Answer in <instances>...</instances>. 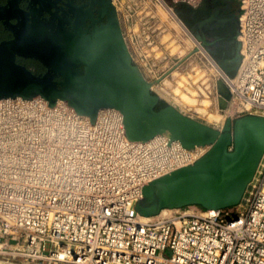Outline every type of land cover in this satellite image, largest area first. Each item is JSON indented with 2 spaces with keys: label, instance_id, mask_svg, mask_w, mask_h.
<instances>
[{
  "label": "built area",
  "instance_id": "obj_1",
  "mask_svg": "<svg viewBox=\"0 0 264 264\" xmlns=\"http://www.w3.org/2000/svg\"><path fill=\"white\" fill-rule=\"evenodd\" d=\"M170 1L195 7L202 0ZM239 1V63L233 75L222 69L231 90L233 111L228 116L264 115V0ZM70 111L75 119L80 115L73 107ZM13 118L6 119L8 124ZM119 129L0 130V259L34 264H264V150L237 204H187L142 215L135 209L142 186L193 163L211 143L194 145L201 152L179 165L174 139L170 145L149 146L145 140H129L122 124ZM166 166L171 168L161 172Z\"/></svg>",
  "mask_w": 264,
  "mask_h": 264
},
{
  "label": "water",
  "instance_id": "obj_2",
  "mask_svg": "<svg viewBox=\"0 0 264 264\" xmlns=\"http://www.w3.org/2000/svg\"><path fill=\"white\" fill-rule=\"evenodd\" d=\"M236 57L235 69L238 45ZM152 83L132 61L112 0H0L1 102L21 110L25 102L38 105L35 95L49 106L61 98L92 122L99 108L119 109L131 141L159 132L167 145L179 139L190 150L211 143L193 163L142 186L135 203L142 215L187 204H237L264 150V115L228 116L218 128L171 102L155 109L160 95Z\"/></svg>",
  "mask_w": 264,
  "mask_h": 264
},
{
  "label": "rangeland",
  "instance_id": "obj_3",
  "mask_svg": "<svg viewBox=\"0 0 264 264\" xmlns=\"http://www.w3.org/2000/svg\"><path fill=\"white\" fill-rule=\"evenodd\" d=\"M166 1L117 0L115 3L124 36L132 53V61L141 68L147 79L154 82L152 90L160 95V99H164L167 103H172L174 100L176 101L175 106L184 109L186 114L201 120H210V124L221 128L230 114L228 107L220 108V104L226 100L221 91L226 90L225 86L230 89V86L224 73L222 74L213 64L214 58L211 55L212 46L210 43H203L200 36L184 23L176 12L178 3ZM232 2L236 12L239 13L240 1L232 0ZM167 5L170 9L173 8L172 11L186 26L188 33L174 27L175 19L171 15H167L165 9ZM190 36L194 41H190ZM237 60L236 56L232 58L231 69H234ZM217 63L220 65L217 64L218 67H224L220 61ZM174 74H178V76L173 78ZM183 74L187 76L188 81L178 84L176 80ZM167 78L176 83H174L176 86H173L175 91L173 92L171 89L172 93H170L175 94L174 96L167 94L161 88ZM177 86L180 90L177 89ZM185 96L189 98L185 99ZM183 101L184 103L181 104ZM213 116L217 117L216 119L223 117V123L218 122ZM235 117H229V119L233 120Z\"/></svg>",
  "mask_w": 264,
  "mask_h": 264
},
{
  "label": "bare ground",
  "instance_id": "obj_4",
  "mask_svg": "<svg viewBox=\"0 0 264 264\" xmlns=\"http://www.w3.org/2000/svg\"><path fill=\"white\" fill-rule=\"evenodd\" d=\"M112 2L115 5L117 0L112 1ZM165 9L167 11V15L168 14L171 15L175 19L173 21L174 27L178 30H183V31L187 32L186 26L183 25V23L176 17L175 13L172 11L173 8L170 9L167 5ZM116 10L118 12L117 7H116ZM118 16H119V13H118ZM119 19H120V17H119ZM123 35H124V33H123ZM124 38H125V36H124ZM125 40H126V38H125ZM192 40H193V38L190 36V41H192ZM195 42H197V41L195 40ZM209 58H211V57H209ZM213 64L223 74V71L221 70L220 67H218L217 63L214 60H213ZM177 76H178V74H174L172 77L176 78ZM224 77L228 82L227 77L225 75H224ZM186 80L188 81L187 76L183 74L177 78L176 82L178 84H181V83L183 84ZM153 83H152V88L154 87ZM174 83L175 82H173L171 79L167 78L163 82V86H161V88L167 94L168 93L170 94V93H172V90H173V92L175 91V89H173L175 87H173V86L176 83L175 84ZM225 87H226V90L221 91V94H223L226 97V100L220 104V108L225 109L226 107H228V110L230 111V114H228V115H231V113L233 111V108H231L229 105L230 99H231V90L229 88H227L228 86H225ZM178 88L179 87L177 86V89ZM179 90H180V88H179ZM179 92L181 93V91H179ZM193 94H196V93H193ZM170 95H172V94H170ZM174 95H172V96H174ZM34 97H35L39 106L37 104H31L30 105L29 103L25 102L23 104L24 107H22L21 110H18L19 108L13 107V103H8V101L1 102V100H0V130L6 128L7 132H21V131L22 132H120L119 124L121 125L120 118H121L122 112L119 109L118 110L117 109L105 110V109L99 108V110L96 113L94 122L90 121L92 123L90 125H86L85 120L79 119L80 115H78L77 118H78V121L80 122V124H78V123H76L77 118L75 119L76 115L73 114L74 116H71L72 111H70V110H71V107H73V106L70 104L67 105V100L57 98L55 100V105L49 106L48 105V99H44L43 96L35 95ZM186 97H188V96H185V99H187ZM173 98H171V99H173ZM175 99H177V98H175ZM206 100H209V99H206ZM180 101H182V100H180ZM205 101H204V103L207 104L208 102L206 101L207 102L206 103ZM175 102L176 101L172 100V104L176 105ZM7 103H8V106H7ZM182 103H184V101L181 102V104ZM184 106H186V105H184ZM197 108H195V109H197ZM240 108L241 107L239 105L237 107V109L239 110ZM179 109L182 112H184V109H181V108H179ZM201 109H202V107H201ZM204 110H206V109L204 108ZM226 111H227V109H226ZM210 115H211V113H210ZM9 116H13L14 118L12 120H10L9 124H8V121H6V119L8 120ZM216 120L220 123H223L224 118L222 117V118H219ZM209 121L210 120H206V122L210 123L211 121L210 122ZM1 132H2V130H1ZM138 141H140V140H138ZM145 141L147 142V144H149V146L157 145L158 142L161 143V144H159L161 146L162 144L167 142V139L162 133L156 132L153 136L146 139ZM179 141L180 140L174 139L172 142V145H171L172 149L174 151H176L175 156L178 155L177 158L175 157V159H176L175 161L179 165L185 163L184 161L188 162V161L192 160L202 150L201 148H195L194 150H190L186 147H183L182 144L180 145ZM178 152H180V154ZM170 168H171L170 166L163 167V168H161V172H165ZM0 264H34V263H26V262L9 261V260L0 259Z\"/></svg>",
  "mask_w": 264,
  "mask_h": 264
},
{
  "label": "flooded vegetation",
  "instance_id": "obj_5",
  "mask_svg": "<svg viewBox=\"0 0 264 264\" xmlns=\"http://www.w3.org/2000/svg\"><path fill=\"white\" fill-rule=\"evenodd\" d=\"M213 11V16L208 19ZM236 24L237 12L233 6V2L231 0H224V2L215 5L208 14H205L191 25V29L205 42H209L213 51L221 55L220 61L224 63L228 70H231V60L236 54L231 58L227 57L226 54L231 51L232 42L230 39H226V36L233 30ZM228 48H230L229 51Z\"/></svg>",
  "mask_w": 264,
  "mask_h": 264
},
{
  "label": "trees",
  "instance_id": "obj_6",
  "mask_svg": "<svg viewBox=\"0 0 264 264\" xmlns=\"http://www.w3.org/2000/svg\"><path fill=\"white\" fill-rule=\"evenodd\" d=\"M224 2V0H202L197 6L193 7L186 3H178L176 6V12L180 16V18L184 21L187 26L191 28V25L195 23L197 20L202 18L217 4ZM238 15V12H237ZM237 32V24L233 28L232 31L226 36V39H230L232 42L231 51L228 48V53L226 54L227 57H232L237 53V42L235 40V35ZM212 57L216 61H220L221 55L216 51H211ZM236 69L227 70V73L233 75ZM167 105V102L164 99H160L159 102L156 104L155 109H159L163 106Z\"/></svg>",
  "mask_w": 264,
  "mask_h": 264
},
{
  "label": "crops",
  "instance_id": "obj_7",
  "mask_svg": "<svg viewBox=\"0 0 264 264\" xmlns=\"http://www.w3.org/2000/svg\"><path fill=\"white\" fill-rule=\"evenodd\" d=\"M230 1V0H229ZM232 1V0H231Z\"/></svg>",
  "mask_w": 264,
  "mask_h": 264
}]
</instances>
